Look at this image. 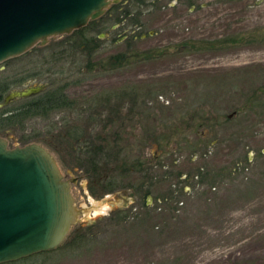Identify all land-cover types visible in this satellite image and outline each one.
Returning <instances> with one entry per match:
<instances>
[{
  "label": "rangeland",
  "instance_id": "1",
  "mask_svg": "<svg viewBox=\"0 0 264 264\" xmlns=\"http://www.w3.org/2000/svg\"><path fill=\"white\" fill-rule=\"evenodd\" d=\"M109 6L0 62L4 95L65 88L70 106L0 135L41 136L79 209L54 249L0 264H264V0ZM105 139L127 185L108 192L79 164Z\"/></svg>",
  "mask_w": 264,
  "mask_h": 264
},
{
  "label": "water",
  "instance_id": "2",
  "mask_svg": "<svg viewBox=\"0 0 264 264\" xmlns=\"http://www.w3.org/2000/svg\"><path fill=\"white\" fill-rule=\"evenodd\" d=\"M116 0H0V62L48 37L69 33ZM10 89L0 105L44 89ZM71 180H74L72 178ZM70 182L38 142L10 146L0 135V262L59 245L76 221Z\"/></svg>",
  "mask_w": 264,
  "mask_h": 264
},
{
  "label": "trees",
  "instance_id": "3",
  "mask_svg": "<svg viewBox=\"0 0 264 264\" xmlns=\"http://www.w3.org/2000/svg\"><path fill=\"white\" fill-rule=\"evenodd\" d=\"M84 27L81 26L73 30L74 32H81ZM88 42L85 40V43ZM14 80L12 79H3L0 81V102L2 101L4 93L11 88ZM71 105V101L69 100L65 88L63 86L53 85L45 88L43 91H40L36 94L21 97V101L13 107H9V105L0 106V134H9L11 131L15 130H26L29 128L27 123L36 118L38 116L43 117L48 115L49 113L60 110L62 108L68 107ZM42 139L36 132H25L20 135V140L23 143H28L31 141H37ZM81 145L80 147H82ZM111 143L105 139L104 142L95 143L94 140H90L86 145L85 149L82 151L85 155H81L80 158L86 164L79 162L81 166H83L85 171H88V166L91 165L92 171L90 174V178L92 179L90 188L93 190V185L96 180L99 181V185L104 189L103 192L112 191L119 188H124L125 184H119V178L123 175L121 170L115 174L111 173L112 169H110L107 165L109 161V150ZM81 153V152H80ZM99 158V159H98ZM100 159L103 161L98 162ZM107 165H106V164ZM136 165V167H135ZM133 167L138 168L140 166V162H137ZM107 166V168H106ZM94 176V178H93ZM96 179V180H95ZM58 246V245H57ZM56 247V246H55ZM55 247L48 249L52 250ZM23 258V257H22Z\"/></svg>",
  "mask_w": 264,
  "mask_h": 264
},
{
  "label": "flooded vegetation",
  "instance_id": "4",
  "mask_svg": "<svg viewBox=\"0 0 264 264\" xmlns=\"http://www.w3.org/2000/svg\"><path fill=\"white\" fill-rule=\"evenodd\" d=\"M143 2V1H142ZM118 3H119V0H116V1H112L111 3H110V10L112 9V7H114V6H117L118 5ZM118 7L119 6H117L116 7V11H117V9H118ZM124 12H127V11H124ZM111 13V12H110ZM102 15V14H101ZM98 17H100V16H98ZM97 18V17H96ZM95 19V18H94ZM120 19H118L117 21H119ZM113 27H114V25H113ZM148 33H150V31H148ZM145 35V33H142V36H144ZM72 178H74V180H76V177H72ZM71 178V179H72ZM74 180H71V181H74Z\"/></svg>",
  "mask_w": 264,
  "mask_h": 264
}]
</instances>
